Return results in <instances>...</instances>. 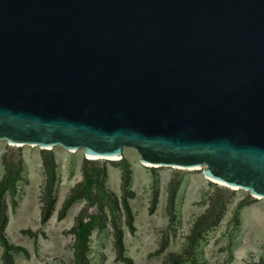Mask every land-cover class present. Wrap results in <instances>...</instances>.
Masks as SVG:
<instances>
[{
	"label": "water",
	"instance_id": "95a60500",
	"mask_svg": "<svg viewBox=\"0 0 264 264\" xmlns=\"http://www.w3.org/2000/svg\"><path fill=\"white\" fill-rule=\"evenodd\" d=\"M0 142L264 201V0H0Z\"/></svg>",
	"mask_w": 264,
	"mask_h": 264
},
{
	"label": "rangeland",
	"instance_id": "374dc122",
	"mask_svg": "<svg viewBox=\"0 0 264 264\" xmlns=\"http://www.w3.org/2000/svg\"><path fill=\"white\" fill-rule=\"evenodd\" d=\"M122 153L118 162L88 161L0 142V182L17 174L2 197L0 231L11 253L4 261L0 247V264H75L77 222L88 216L98 225L84 264H264V201L202 171Z\"/></svg>",
	"mask_w": 264,
	"mask_h": 264
},
{
	"label": "trees",
	"instance_id": "16d2710c",
	"mask_svg": "<svg viewBox=\"0 0 264 264\" xmlns=\"http://www.w3.org/2000/svg\"><path fill=\"white\" fill-rule=\"evenodd\" d=\"M46 171L49 177L52 176V172L49 167H46ZM17 180V174L9 171L5 174L0 182V223L4 220L2 211V197L5 193L12 192L14 183ZM102 190L101 186L99 187ZM90 207V199L84 197ZM98 225L97 216H88L86 220L84 218L79 219L76 227V240L74 243V259L75 264H84V257L86 254V245L88 242L89 234ZM0 247L2 252V259L9 258L11 253V247H9L4 235L0 231ZM5 264V262H3Z\"/></svg>",
	"mask_w": 264,
	"mask_h": 264
},
{
	"label": "bare ground",
	"instance_id": "6f19581e",
	"mask_svg": "<svg viewBox=\"0 0 264 264\" xmlns=\"http://www.w3.org/2000/svg\"><path fill=\"white\" fill-rule=\"evenodd\" d=\"M9 145V147H16V148H20V146L18 145H15V144H12L10 142L7 143ZM33 148V147H32ZM38 148V147H37ZM40 149H44L42 147H39ZM46 150V149H45ZM50 150V149H49ZM47 150V151H49ZM67 151V150H66ZM68 153H72L70 151H67ZM76 153H81V155L83 156L84 159L88 160V161H100V160H103L102 158H99V157H93V156H89L87 155L86 153L82 152V151H79V152H76ZM75 154V153H73ZM119 159H115V160H110L111 162H117ZM104 161V160H103ZM191 170V169H190ZM209 180V179H208ZM211 182H213L214 184H218V185H224L221 181H217V180H210Z\"/></svg>",
	"mask_w": 264,
	"mask_h": 264
}]
</instances>
